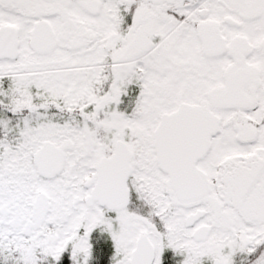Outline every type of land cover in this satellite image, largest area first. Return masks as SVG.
I'll return each mask as SVG.
<instances>
[{
	"label": "snow or ice",
	"instance_id": "6c2138e0",
	"mask_svg": "<svg viewBox=\"0 0 264 264\" xmlns=\"http://www.w3.org/2000/svg\"><path fill=\"white\" fill-rule=\"evenodd\" d=\"M0 264H264V0H0Z\"/></svg>",
	"mask_w": 264,
	"mask_h": 264
}]
</instances>
